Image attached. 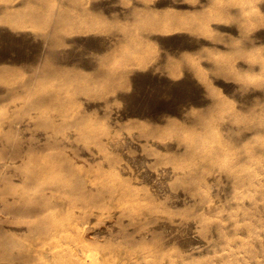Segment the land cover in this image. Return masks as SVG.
Here are the masks:
<instances>
[{"label":"rangeland","instance_id":"rangeland-1","mask_svg":"<svg viewBox=\"0 0 264 264\" xmlns=\"http://www.w3.org/2000/svg\"><path fill=\"white\" fill-rule=\"evenodd\" d=\"M0 206V264L49 213L75 264H264V0H0Z\"/></svg>","mask_w":264,"mask_h":264},{"label":"bare ground","instance_id":"bare-ground-1","mask_svg":"<svg viewBox=\"0 0 264 264\" xmlns=\"http://www.w3.org/2000/svg\"><path fill=\"white\" fill-rule=\"evenodd\" d=\"M40 171L39 175H41L43 178H47L48 176L54 174L56 172V169L58 167V164L56 162H48L39 164ZM56 179L61 178L59 174L53 175ZM59 188L66 190H71L72 187H70L68 184H65L61 186V183L58 184ZM68 188V189H67ZM45 186L44 184L37 185V192L40 193V195L44 196L47 193H44ZM20 190V189H19ZM16 189V191H19ZM23 192V191H21ZM23 195V194H19ZM75 194L71 191L69 194H65L62 196V201L65 203V205L76 203ZM36 201V200H35ZM86 205L89 207L95 206L92 201H84ZM1 207V206H0ZM1 212V211H0ZM1 214V213H0ZM3 214V211H2ZM48 218L45 216V223L51 222L50 229L43 234L40 239H38L37 243H34L33 245H30L28 250H24V254L20 255L19 258L16 261H19L18 264H75L73 263L70 256H76V258H79L80 260L81 256L84 254V249L80 247L78 244H75L74 239H67L64 235H62V232L65 231V226L61 222L55 221V215L52 213L47 214ZM4 216V215H3ZM77 216H75V219ZM42 223H44V220H42ZM16 248L17 245H13ZM31 248V249H30ZM36 255H43L44 260H36L37 258L34 256ZM63 256H68L67 259H65ZM37 261V263H36ZM77 263V261H76Z\"/></svg>","mask_w":264,"mask_h":264}]
</instances>
